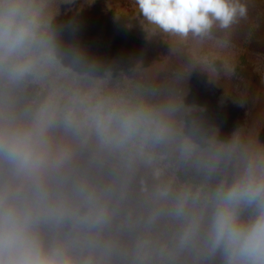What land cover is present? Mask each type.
<instances>
[{
  "label": "clouds",
  "instance_id": "clouds-1",
  "mask_svg": "<svg viewBox=\"0 0 264 264\" xmlns=\"http://www.w3.org/2000/svg\"><path fill=\"white\" fill-rule=\"evenodd\" d=\"M76 0H0V264H264V143L89 56ZM203 41L242 0H135ZM208 72L211 62L201 61Z\"/></svg>",
  "mask_w": 264,
  "mask_h": 264
},
{
  "label": "trees",
  "instance_id": "trees-1",
  "mask_svg": "<svg viewBox=\"0 0 264 264\" xmlns=\"http://www.w3.org/2000/svg\"><path fill=\"white\" fill-rule=\"evenodd\" d=\"M119 1L120 3H117L118 0H109L108 5L106 1L100 3L99 0H81L83 5H79L80 9L75 10L74 17L61 18L59 24H71V27L66 29V36L74 38L89 56L98 58L105 63L115 64L126 72L134 74L145 85L160 89L162 84L159 85L158 79L156 81L154 79L146 80L141 71L134 68L133 70L131 66L125 63V43L128 41V35L145 36L147 38L151 36L159 39L160 37L163 38V34L154 25H149L143 20L136 9L135 0ZM88 3L89 5L86 6ZM65 6L67 7V5ZM85 9L90 12L89 15L82 14ZM251 20L252 23L250 24L247 20L240 31H237L235 23L228 30L218 29V32L215 31L210 38L203 41L198 40L203 42L201 48L204 49L207 56L212 55L213 59L219 61L224 58L222 79L214 80L212 77L209 79L208 75L201 74V71L204 70L201 64L196 65L190 61L188 64L191 69L185 73L183 72V66L186 67L185 63L178 65V68H181L177 70L178 77H182L181 75L184 74L180 86L184 83L190 85L193 89L195 87L210 89L209 87L220 84L223 90L219 92L226 95L225 102H222L224 104L234 100L238 103L244 94L247 95L248 92H251L246 96L244 102L248 104L249 108L252 107L255 99L254 93L258 95L262 86L257 82L264 77L263 11L257 10ZM81 24L84 25V30H82ZM233 31L234 33L229 40V36ZM125 33L126 35H124ZM169 40L172 41L171 37H169ZM188 44L190 43L182 44V55L185 50L188 51ZM215 63L212 60L213 68L216 66ZM185 76L187 79H184ZM207 102L212 103V98ZM239 125L244 127L243 121H240Z\"/></svg>",
  "mask_w": 264,
  "mask_h": 264
},
{
  "label": "rangeland",
  "instance_id": "rangeland-1",
  "mask_svg": "<svg viewBox=\"0 0 264 264\" xmlns=\"http://www.w3.org/2000/svg\"><path fill=\"white\" fill-rule=\"evenodd\" d=\"M102 1H106L109 5V0H99L100 3ZM117 3H120V1L118 0ZM242 3L247 7V15L236 23L237 31H240V28L243 27L242 25L246 23L247 20H249L250 24L252 23L251 19L257 10H262L264 16V0H242ZM79 5H83L81 0H76L75 4L71 6L66 7L65 5H61L60 15L57 17L56 23L59 24L61 18L74 17L75 10L80 9ZM88 5L89 3L86 6ZM86 10L87 9L83 11V15L90 14V12ZM122 20L126 21L125 19ZM81 26L82 30H84V25L81 24ZM215 31L218 32V29H213V33ZM233 33L234 31L229 36V40ZM162 34L163 38L160 37L159 39L151 36L147 38L145 36L128 35V41L125 43V63L131 66L132 69L134 68L137 71H141L145 75L146 80L150 81L154 79V81H156L158 79L159 85L162 84L160 89L174 87L176 78L178 77L177 70L181 69L178 68V65L180 63H185L186 67L183 66V72L185 73L191 69V66L188 64L190 61L196 65L201 64V61H215V72H208L204 69L201 71V74L208 75L209 79L211 77L214 80H218L219 78L222 79L221 74L224 72L222 63L224 58L222 61H219L218 59H213L212 55L207 56L204 49L201 48L203 42H199L191 36L186 40H181L179 37L171 36L163 32ZM124 35H126V33ZM235 36L236 34L234 35V39ZM169 37H171L172 41L169 40ZM187 42L190 43L188 44V51L185 50L182 55V44ZM181 76L183 78L184 74ZM184 79H187V77L185 76ZM257 83L262 86L258 95L254 93L255 99L250 108L244 100L251 92H248L247 95L244 94L238 103L234 100L224 104L222 102H225L226 95L225 93L219 92L223 90L220 84L213 85L212 87L208 86L210 89H202L199 87L193 89L190 85H185L183 83L180 88L185 94V102L202 109L204 119L217 127L222 137H227L235 129L241 128L247 135L257 138L260 142L264 143V77ZM211 98L212 103L207 102V100ZM240 121H243L244 127L239 125Z\"/></svg>",
  "mask_w": 264,
  "mask_h": 264
}]
</instances>
